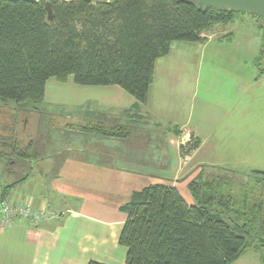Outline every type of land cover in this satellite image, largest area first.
I'll return each mask as SVG.
<instances>
[{
	"label": "crops",
	"instance_id": "0c3cea01",
	"mask_svg": "<svg viewBox=\"0 0 264 264\" xmlns=\"http://www.w3.org/2000/svg\"><path fill=\"white\" fill-rule=\"evenodd\" d=\"M233 22L251 24L259 38L251 64L258 73L222 86L234 93L251 89L256 116H245L236 96L225 94L211 80L216 60L212 53L235 45L234 34L220 29V24L203 33L201 42L173 43L169 54L155 62L144 105L117 86L72 87L67 93L77 106L69 113L72 118L115 126L128 136L97 137L70 130L56 154L31 155L35 144L22 139L18 147L25 156L10 161L13 157L0 155V189L14 201L28 198L33 207L44 206L56 215L37 229L19 220L0 231V264H126L127 249L118 243L127 219L121 207L133 192L151 184L166 185L190 206L188 184L202 171L264 173V65L259 61L264 34L250 15H239ZM203 65L209 70L203 76L209 78H202L207 82L201 94ZM212 87L220 90L216 97L210 94ZM48 97L45 86L44 101ZM257 122L259 145L242 132ZM20 125L25 129L33 123L22 120ZM192 136L200 145L183 157L180 147ZM247 165L251 167L245 170ZM233 264L264 263L261 251L252 246Z\"/></svg>",
	"mask_w": 264,
	"mask_h": 264
},
{
	"label": "trees",
	"instance_id": "16d2710c",
	"mask_svg": "<svg viewBox=\"0 0 264 264\" xmlns=\"http://www.w3.org/2000/svg\"><path fill=\"white\" fill-rule=\"evenodd\" d=\"M50 3L52 18L47 21L45 1L0 0L1 109L9 103L40 105L50 79L63 84L69 78L79 86H117L144 105L155 62L169 54L173 43L201 42L214 25L244 15L202 11L179 0ZM67 129L97 137L128 136L101 122ZM199 145L192 136L180 147L181 156ZM0 155L21 158L26 152L0 136ZM239 180L218 175L204 181L200 174L188 184L190 206L166 185L133 192L121 207L127 219L118 243L127 249L126 264H233L252 246L261 251L264 263L262 249L250 237L264 229V192L260 186H238Z\"/></svg>",
	"mask_w": 264,
	"mask_h": 264
},
{
	"label": "rangeland",
	"instance_id": "374dc122",
	"mask_svg": "<svg viewBox=\"0 0 264 264\" xmlns=\"http://www.w3.org/2000/svg\"><path fill=\"white\" fill-rule=\"evenodd\" d=\"M254 19L259 23L258 19ZM220 25V29H224L226 33L234 34L235 45H233L234 43H228L233 46L226 45L222 49L216 50L214 53H212L214 55V59L216 60L214 61V68L211 69V72L214 75L211 77V80L212 82H218L221 85L220 88L223 92H225V94L229 96H236L238 105L243 106L240 107V110L245 116L248 117L250 114H252L250 116H256L257 113L255 106L251 104L252 99L255 98L254 94L252 95L250 93L251 89H247V91H237V93H234L231 90L226 92L223 90L222 85L230 84L231 80L235 81L241 79L243 81L251 74L258 73L257 67H251V64L253 62L252 54L256 50L257 44L259 43V38L255 36V30L252 28L251 24H239L237 22H233L227 26H223L222 24ZM260 61H262L264 65V47L263 55ZM197 70L198 67L196 66V72ZM199 70H201V73L199 71V76H201V87H199V93L202 94L204 87L203 85H205L207 82V80L202 78H209L207 76H203L207 73L209 74V70L206 65H203ZM74 85L75 84L71 78H69V81L66 84H59L57 81H55V79H50L46 84V91L50 96V99L48 97V99L42 104H25L16 106L15 104L9 103L6 107L2 109L0 108L2 111V113H0V136L8 138L17 144L21 143L22 139L26 142L30 140V142L35 144V146L32 147L33 150L29 151V154L31 153V155L32 153L47 154L51 152L52 154H56L57 150L59 149L58 144H62L65 141L64 134L69 132V135H71L70 130L67 128L78 124H85L84 120L72 118L69 114L71 111L75 110L77 106L72 101V98L67 96V93L71 91L72 87L92 86ZM219 92L220 90L215 91L214 87L210 89V94L213 97H216V94L219 95ZM213 97L211 101L216 100V98ZM89 106L93 107L92 102L89 103ZM22 120L27 123H33V125L23 129V127L20 125ZM14 122H16L18 125H16ZM38 123L40 126H38ZM260 129L261 123L258 122L256 124L254 123L245 126L242 129L244 138H251L259 145V139L261 138H259L257 133H259ZM261 166L264 167V163H262ZM250 167L251 166L247 165L245 170L249 169ZM215 171L216 170L207 169L206 171L200 172V174L204 181L210 180L218 175H227L234 181L240 179V182L236 184L238 186L242 185L243 183L247 184L245 185L247 188L260 186L259 192H264L263 176L256 174H252L251 176H239L234 173ZM190 199L191 198L187 193L186 200L189 202ZM261 230L262 229L259 230L260 232H257L255 235L250 237L251 240L255 242V245L262 249L264 258V247H262V243L264 242V229L263 231Z\"/></svg>",
	"mask_w": 264,
	"mask_h": 264
},
{
	"label": "water",
	"instance_id": "95a60500",
	"mask_svg": "<svg viewBox=\"0 0 264 264\" xmlns=\"http://www.w3.org/2000/svg\"><path fill=\"white\" fill-rule=\"evenodd\" d=\"M6 2H30L35 3L39 1H45V7L47 12V21L52 18V8L50 0H4ZM58 2L68 3L78 0H55ZM91 5L106 4L111 0H85ZM183 3H190L196 6L198 9L204 11L207 8H214L217 10H224L227 12L241 13L244 15H255L261 23L264 33V0H179Z\"/></svg>",
	"mask_w": 264,
	"mask_h": 264
},
{
	"label": "built area",
	"instance_id": "2783aa9c",
	"mask_svg": "<svg viewBox=\"0 0 264 264\" xmlns=\"http://www.w3.org/2000/svg\"><path fill=\"white\" fill-rule=\"evenodd\" d=\"M56 215L46 207L35 208L28 198L14 201L0 190V231L10 228L16 221H26L33 229L54 219Z\"/></svg>",
	"mask_w": 264,
	"mask_h": 264
}]
</instances>
